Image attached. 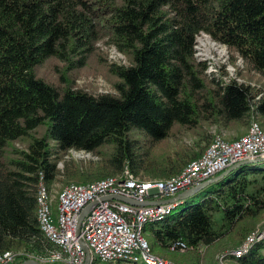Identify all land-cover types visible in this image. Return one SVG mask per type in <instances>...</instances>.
<instances>
[{"label":"trees","instance_id":"obj_1","mask_svg":"<svg viewBox=\"0 0 264 264\" xmlns=\"http://www.w3.org/2000/svg\"><path fill=\"white\" fill-rule=\"evenodd\" d=\"M201 33L264 80V0H0V252L19 251V264L53 250L38 228L36 188L40 173L46 186L57 181V162L69 150L103 158L83 168L66 165V184L118 175L124 167L140 180L165 179L191 161L151 154L174 129L247 120L255 89L207 78L195 56ZM101 41L128 64L108 66L114 94L93 95L72 82ZM52 61L61 66L58 83L38 74ZM255 110L264 118L263 96ZM17 141L25 149L14 148ZM204 188L199 198L178 202L174 208L183 206L173 217L171 211L151 223L150 250L173 264H219L211 247L226 237L230 249L239 247L264 218V161ZM231 262L264 264V239Z\"/></svg>","mask_w":264,"mask_h":264},{"label":"built area","instance_id":"obj_2","mask_svg":"<svg viewBox=\"0 0 264 264\" xmlns=\"http://www.w3.org/2000/svg\"><path fill=\"white\" fill-rule=\"evenodd\" d=\"M250 117L244 135L230 141L215 135L197 158L169 178L140 180L124 167L118 175L87 184H66L54 200L40 173L36 188V219L41 234L53 250L45 257H29L22 262L84 264L85 246L90 255L88 264L93 259L108 263L173 264L151 253L143 236L145 224L160 221L168 215L177 203L164 201L181 191L214 177L234 163L264 156V130L254 116ZM90 153L78 151L81 158H91ZM110 196L125 197L134 203L106 198ZM84 210L76 230L79 214ZM263 239L264 224L248 233L239 247L226 249L217 255L218 263L229 264ZM177 246L180 251L185 249L182 242ZM21 255L19 251H2L0 264H17Z\"/></svg>","mask_w":264,"mask_h":264},{"label":"rangeland","instance_id":"obj_3","mask_svg":"<svg viewBox=\"0 0 264 264\" xmlns=\"http://www.w3.org/2000/svg\"><path fill=\"white\" fill-rule=\"evenodd\" d=\"M97 46L98 51L96 55L90 59L86 67L75 73L72 85L93 95L101 93L114 94L115 90L113 85L116 82V78L108 72V66L111 64L127 65L128 60L114 47L105 46L102 41L99 42ZM195 56L197 60L205 62V74H208L207 78L219 77L222 82L235 79L236 82L244 83L255 89L257 96H255L252 102L253 109L244 123H231L227 126H223L222 124L203 123L199 127L189 131L181 128L174 129L169 138L157 143L152 148L151 154L157 160H160L161 156L166 154L171 156H173V154L178 156L185 154L189 160L195 159L203 152L215 135H221L229 141L244 135L249 125L251 118L250 116H254L253 118L261 124L262 117L257 114L254 107H256L260 98L262 96L264 97L263 78L254 72H250L239 58H236L234 61H232L231 54L228 52V49L225 46L213 41L207 34L204 33L197 35L195 38ZM60 68L61 66L59 64L53 63V61L46 62L42 67H40L38 74L49 82L58 83L59 74L56 71H59ZM25 145V142L17 141L13 147L18 150H23L25 149ZM100 151L104 153L107 151V148H102ZM89 155L91 158H81L77 150H69L61 156L57 162V181L48 186L54 200L57 196V193L66 184L62 175L66 165H77L79 168H83L89 164H95L102 161V155L94 153H90ZM207 189H209V187ZM207 189L203 187L198 190L196 192V198L202 196ZM182 206L183 205H179L178 207L174 208L169 217H173ZM263 224L264 218L260 219L256 223L254 229L260 227ZM150 225L151 223H146L145 230L143 232V236L147 240L150 239L148 235V228ZM243 239L239 242L240 244ZM232 241L233 240L230 237H226L215 244L216 246L211 247L209 252L211 253L212 261H214V258H216L217 255H219L224 250L232 248ZM151 253L154 256L162 259L164 262H171L156 250H151ZM91 264L123 263H108L93 259ZM229 264H233V262L229 261Z\"/></svg>","mask_w":264,"mask_h":264},{"label":"water","instance_id":"obj_4","mask_svg":"<svg viewBox=\"0 0 264 264\" xmlns=\"http://www.w3.org/2000/svg\"><path fill=\"white\" fill-rule=\"evenodd\" d=\"M264 161V156L263 157H259V158H252V159H245V160H242V161H239L237 163H234L233 165H231L230 167H228L227 169L223 170L220 174L210 178V179H207L203 182H200L198 183L197 185H194L184 191H181L180 193H178L177 195H175L174 197L164 201V202H167V203H178L186 198H188L189 196L193 195L194 193H196L198 190H200L201 188L205 187L206 185L222 178L223 176L227 175L228 173L234 171L235 169L241 167V166H245V165H252V164H257V163H261ZM106 198H111V199H118L120 201H123V202H127V203H134V201L128 199V198H125V197H120V196H110V197H106ZM145 204H149L148 202H145ZM84 213H85V210L82 211L80 214H79V217H78V220H77V227H76V230H78L79 228V223L81 221V219L83 218L84 216ZM84 250H85V253H86V260H85V263L84 264H88V262L90 261V255L88 253V250L87 248L84 246ZM21 264H41V263H38L37 261L35 260H26L24 262H22Z\"/></svg>","mask_w":264,"mask_h":264},{"label":"crops","instance_id":"obj_5","mask_svg":"<svg viewBox=\"0 0 264 264\" xmlns=\"http://www.w3.org/2000/svg\"><path fill=\"white\" fill-rule=\"evenodd\" d=\"M259 123H260V122H259ZM260 125H261L262 129L264 130V118L261 119V124H260ZM227 135H228V134H227Z\"/></svg>","mask_w":264,"mask_h":264},{"label":"bare ground","instance_id":"obj_6","mask_svg":"<svg viewBox=\"0 0 264 264\" xmlns=\"http://www.w3.org/2000/svg\"><path fill=\"white\" fill-rule=\"evenodd\" d=\"M20 264V263H19Z\"/></svg>","mask_w":264,"mask_h":264}]
</instances>
